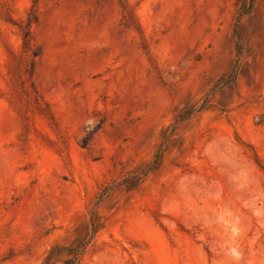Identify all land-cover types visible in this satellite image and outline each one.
Here are the masks:
<instances>
[{"label": "rangeland", "instance_id": "obj_1", "mask_svg": "<svg viewBox=\"0 0 264 264\" xmlns=\"http://www.w3.org/2000/svg\"><path fill=\"white\" fill-rule=\"evenodd\" d=\"M125 2L0 0V264H264V0Z\"/></svg>", "mask_w": 264, "mask_h": 264}, {"label": "trees", "instance_id": "obj_2", "mask_svg": "<svg viewBox=\"0 0 264 264\" xmlns=\"http://www.w3.org/2000/svg\"><path fill=\"white\" fill-rule=\"evenodd\" d=\"M38 4V0H32V7L31 11L28 15V18L24 23H19L15 24L19 28L21 35H22V40H23V47L25 49H28L30 47L31 43V33H30V26L33 22L36 21V6ZM120 5L123 10L127 9V4L125 0H120ZM232 80L233 82L235 81V71L232 74ZM161 162V156H157L155 161L153 162V169H156ZM100 226L94 221L93 224H91V228L93 232H96ZM74 246H68V247H53L50 249V251L47 253L46 257L40 264H76L80 257L82 252H77L73 251ZM65 253L66 256L68 257L67 259L61 261V262H56L57 258L62 254Z\"/></svg>", "mask_w": 264, "mask_h": 264}]
</instances>
